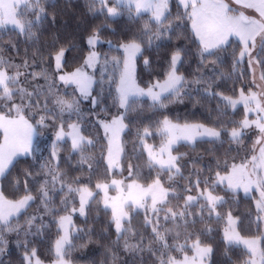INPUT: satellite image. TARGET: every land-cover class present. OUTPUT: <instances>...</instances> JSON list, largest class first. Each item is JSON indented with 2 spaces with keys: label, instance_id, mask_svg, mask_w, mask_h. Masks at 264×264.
Here are the masks:
<instances>
[{
  "label": "trees",
  "instance_id": "obj_1",
  "mask_svg": "<svg viewBox=\"0 0 264 264\" xmlns=\"http://www.w3.org/2000/svg\"><path fill=\"white\" fill-rule=\"evenodd\" d=\"M40 7L44 12L40 14L39 20L33 13L25 17L34 22L30 32L21 33L12 26L0 28V59L5 61V66L11 65L9 71L18 70L24 74L28 86L23 88L36 92L31 99L32 107L26 109L31 115L30 123L36 127L34 148L26 156L15 157L0 176V192L7 199L18 200L30 194L33 200L9 218L10 231L6 228L0 232V264H27L25 254L31 255L33 249L41 263L55 260L54 244L61 235L59 218L66 214L72 215L73 232L65 256L74 264H157L160 262L156 256L160 241L153 234V225L147 221L146 212L132 210L128 220L123 223V234L118 235L111 209L105 207L100 199V191L96 189L97 182L107 183L112 179H135L146 185L157 175H160L165 187L171 186L168 198L171 203L176 199L180 203L186 194L195 193L197 181L199 187H207L216 196L222 197L223 202L216 205L214 212L210 213L204 207L201 215V206L197 203L186 210L191 215L181 224V230H185L183 237L186 241L199 239L201 245L212 248L208 264L245 263L250 253L240 245L225 242L222 229L231 213L240 234H261L262 220L257 222L260 216L255 205L257 196L255 193L245 195L240 190L232 191L218 184L212 185L217 172H227L233 163L242 161L251 150L248 132L242 131L243 135L238 140L230 136L231 130L239 127L245 117L243 106L233 108L222 99L237 97L242 88L244 92L253 88L248 59L245 57L234 66L242 47L240 42L230 39L224 50H213L215 55L205 54L201 57V46L194 37L190 21L186 17L177 19L184 14V8L177 0H169V15L161 26L168 28L172 25V30L159 39L156 38L157 25L154 22L149 24L151 31L148 35H144V26L152 19L150 13L137 16L132 9L129 11V8L121 7V11L111 17L100 0H95V3L93 0H40ZM94 30L98 32L99 38L94 49L102 57L120 59L121 43L132 37L143 41L142 54L135 58L134 74L137 84L142 87L165 78L172 53L180 50L183 62L178 65V74L186 81L180 93L168 95L163 100V106L153 104L148 98H132L126 109L119 108L118 102L114 103L117 81L114 79L109 83V77L115 78V74H105L101 87V77L95 69L91 71L95 82L90 98L83 99L76 87L73 84L65 85L59 80L58 74L73 71L94 50L87 43ZM150 36L151 46L148 43ZM62 47L68 51L62 60V69L57 72L54 57ZM217 56L220 60L213 64ZM260 58L264 59V54ZM145 59L149 61L148 65H145ZM257 66L264 73V66ZM42 72L48 76L47 82L43 75L33 76L34 73ZM57 96L77 99L79 117L76 114L70 116L67 112L61 115L53 104ZM91 97L97 100L95 107ZM14 101L21 103L19 95L14 97ZM46 101L51 113L44 111ZM37 104L39 107H36ZM121 113L124 114L125 125L121 133L123 151L119 168L110 172L105 158L107 140L99 121ZM41 116L46 117V127L36 123ZM165 118L177 123H198L221 132L218 138L203 137L191 142H178L172 151L179 157L176 163L180 172L173 175L172 180H169L170 173L167 170L161 171L157 166H150L144 149L145 143L162 142L164 135L160 134V128ZM61 120L64 129L69 124L78 123L81 134L94 140L95 146H85L83 153L73 152L72 140L65 137L57 142V156L53 158L46 143L56 134ZM145 129L149 135L142 141L140 137ZM82 154L89 157L83 164L80 163ZM130 164L134 170L132 177H129ZM49 167L62 173L63 184L59 181L54 186L51 184V177H46ZM46 178L49 180L50 192L47 206L42 203L40 195L41 185ZM69 186H87L95 193L86 204L83 216L73 212L74 208L79 207L80 201L78 192L68 191ZM167 239L170 241L169 235ZM126 244L128 247H125ZM260 250H264V241L260 242ZM32 264H35V258Z\"/></svg>",
  "mask_w": 264,
  "mask_h": 264
},
{
  "label": "snow or ice",
  "instance_id": "obj_2",
  "mask_svg": "<svg viewBox=\"0 0 264 264\" xmlns=\"http://www.w3.org/2000/svg\"><path fill=\"white\" fill-rule=\"evenodd\" d=\"M95 3V0H93ZM102 7H107V0H100ZM127 3L129 11L134 7L136 15L139 16L143 13H151V21L144 26V35H148L151 31L149 24L155 23L157 25L156 38L163 36L165 33H169L172 30V25L168 28L161 27L164 20L168 18L169 12V0H117L118 5ZM235 3L242 8L254 9L259 14V19L245 15L242 11L239 14H234L237 10L230 7L224 0H179V5L184 8L183 16L177 17V19H183L186 17L191 21V29L196 39L201 46L200 55L203 57L205 54L212 56L215 55L213 50H224V46L229 40V37L236 36L239 38L241 44V50L239 57L234 62V66L239 64L243 60L245 55L249 57V67L254 68L255 65L264 66V59H261V54H264V0H235ZM109 16L117 15V11L113 7L107 8ZM44 12V9L40 7V0H0V28L11 25L14 29H18L21 33L30 32L34 22L30 19H26L28 13L36 15L37 20L40 19V14ZM178 26V25H177ZM99 42L98 32L94 30L93 34L88 37L87 43L90 48L94 49ZM149 46L152 44V37L148 40ZM111 44V42H109ZM142 40H138L136 37H132L120 44V49L124 53L123 57V69L119 72V81L116 87V98L114 103L118 102L119 108L126 109L131 97H139L147 95L153 101V104H160L163 106V100L167 99L168 95L180 93L181 88L186 83L184 77L178 74V65L183 62L180 50L174 51L170 58V67L166 73L163 82L157 81L155 84L150 85L147 91L137 86L135 80V58L138 54H142ZM66 48H60L55 54L56 70L60 72L62 69V60L65 56ZM99 55L96 51H90L84 58L83 63L76 67L72 72H67L59 75V80L65 85L74 84L79 91L81 97L85 100L90 98L91 88L94 81V77L87 71L89 68H96L99 62ZM220 57L217 56L216 60L212 61L213 64L219 62ZM111 62L116 69L120 68V59L113 57L111 61L105 57V66ZM203 62V61H202ZM145 65L149 64V61L145 59ZM27 62H25V67ZM11 65L5 66V61L0 59V132L3 134V139L0 141V176L5 173V170L13 163V160L18 155H28L31 151L32 139L36 135V127L30 123L31 115L26 112V109L31 108V99L36 92H29L23 87H17L19 85V77L23 73L17 70L15 75H10L8 68ZM18 68V66H17ZM43 75L46 82L48 76L45 73H34L36 76ZM104 72H101V87H103ZM114 78L109 77V83H112ZM259 80L262 83H257L255 75H253L252 84L260 89L259 92L252 91L251 88L245 94L243 88L240 90L239 98L233 99L232 97H222L227 104L233 108L237 104L242 103L245 109V118L240 122L239 127H234L230 136L233 140H238L242 135V129L250 128L253 125L259 130L261 134L255 145L259 146L258 155L256 153V146L253 147V155L240 164L233 163L231 169L226 172L225 175H221L220 172L216 173V184H223L227 182L229 190L235 191L239 188H243L245 193L255 186L259 192L260 199L257 201L256 207L258 212L264 211V73H261ZM199 83V80L196 81ZM51 90V84H49ZM167 94V95H166ZM19 95L20 104L15 103L14 97ZM28 103L25 104L24 101ZM92 104L95 107L97 100L95 97H91ZM53 104L59 109L61 115L67 112L70 116L76 114L79 117L80 107L77 99H64L57 96L53 100ZM36 107H39L37 104ZM44 111L51 113L48 109L47 101L45 102ZM7 109V110H5ZM254 113L256 115L255 120H250L249 114ZM54 118V115H53ZM124 114L113 116L111 121H99L100 126L104 129L105 139L107 140V166L111 172L113 169L119 166L120 157L123 149L120 146V133L124 130ZM37 125L40 127H46V117L41 116ZM68 131H64L63 120L59 129L56 132V138L53 141L52 157L57 156V142L63 140L65 136H70L72 139L73 152H84L85 146L94 147L95 141L87 139L81 135V129L78 123H72L68 125ZM160 134L168 137L166 144H162L159 149V154L155 152L154 148L145 144L144 149L148 153L150 166H159L161 171L167 170L169 180L173 179V175L179 174L180 169L177 167V161L179 157L170 154L171 145L177 140L184 139L189 142L194 140L198 136H206L211 138H218L221 132L215 128L206 127L202 124H185L183 126L173 124L170 120L165 118L161 122ZM149 135L147 129H145L143 139ZM165 153H168L167 159H164ZM159 156V158H158ZM89 160V157L81 155L80 163L83 164ZM89 169L92 165L89 163ZM173 169L175 172L173 173ZM133 167L129 165V177L133 176ZM30 175V173H29ZM51 177V184L54 186L58 181L63 184L62 173L49 167L46 171V177ZM207 183V180L205 181ZM49 180L46 178L40 188V195L42 203L47 206L50 200V192L48 189ZM191 184V182H190ZM110 186H114L120 193L116 197L108 196V189ZM197 188H199V181H197ZM27 190V183L25 184ZM96 189L104 193L105 207H111L112 219L115 223V229L118 235L123 234L122 221L129 216V212L126 211V206L135 208H143L146 212L149 210L148 199L151 200V213L156 216V222L153 226V234L158 241H165V234L160 231L159 213L164 212V220L167 221L171 218L173 221L185 220L191 215L186 209L193 206L200 197H193L191 195L185 198V204L179 211L172 208L165 209L170 192L171 186L165 187L162 183L160 175H157L146 187L138 183L135 179H132L125 185L123 180L112 179L111 185L107 183L97 182ZM62 190V189H61ZM189 191L191 188L189 187ZM69 192H78L80 194V207L79 212L83 216L85 214V205L89 203L90 198H93L95 193L87 186L80 188H72L69 186ZM200 196L206 199L207 204L202 206L200 214H203L204 207H207L209 212L216 210V205L223 202L222 197L214 196L211 192L205 188ZM33 200L32 195L27 194L21 197L19 200L12 201L7 199L2 192H0V232L9 228L10 217L16 215L21 209L29 205V202ZM111 201V204H109ZM66 203V201H62ZM73 211H76L74 208ZM34 219V218H33ZM259 217L257 222L259 223ZM151 222V221H148ZM32 220H29V224ZM236 221L232 218L231 213L228 214L229 227L224 230V239L228 244L243 243L248 252L251 254V258L245 262V264H264V250L258 249V244L264 241V235H261L252 239H241L239 234L236 233L235 225ZM71 224V216H61L59 218L60 229L64 234L55 241L54 254L57 257L54 264H65L64 249L68 244V227ZM168 248L166 242L163 245ZM125 247H128L126 244ZM193 255L186 254V248L181 245L177 248V251L185 252L182 259H178L169 255L165 261L163 258L160 260V264H204L206 258L212 252V248L202 247L199 239L192 244ZM259 254V261L256 257ZM164 253L161 254L163 257ZM35 258V264H41V261L36 256V250L33 249L31 255L25 254V261L27 264H32Z\"/></svg>",
  "mask_w": 264,
  "mask_h": 264
},
{
  "label": "rangeland",
  "instance_id": "obj_3",
  "mask_svg": "<svg viewBox=\"0 0 264 264\" xmlns=\"http://www.w3.org/2000/svg\"><path fill=\"white\" fill-rule=\"evenodd\" d=\"M177 2L179 3V0H177ZM224 2H225V3H228V4L230 5L231 8L237 10L234 14H239V12L242 11V12H243L245 15H247V16H250V17H253V18L259 19V14H258L254 9L242 8L240 5H238V4L235 3V0H224ZM108 7H113V8H115L116 11H117V13H119V12L121 11V7L128 8L127 3H125V4H123V5H118V4H117V0H107V7H105L106 10H107ZM132 10L134 11V13H136V10H135L134 7L132 8ZM107 12H108V11H107ZM108 15H109V14H108ZM150 15H151V13H150ZM115 16H116V15H115ZM111 17H114V16H111ZM8 26H11V25H8ZM190 26H191V21H190ZM194 37H195V35H194ZM195 39H196V37H195ZM230 39H236V40L239 41V38L236 37V36H231V37H229V40H230ZM196 40H197V39H196ZM229 40H228V41H229ZM197 41H198V40H197ZM198 42H199V41H198ZM120 50H121V49H120ZM92 51H93V50H92ZM94 51H96V52L98 53L99 57H100L99 62H98V64L96 65V68H95V69H97L98 72H99V77H101V72H102V71L104 72V75H105V74H109V75H113V74H115V78H114V79H115V80L117 81V83H118V81H119V72H120V70L123 69V57H124V53H123V51L121 50V51H122V57L120 58V68H119V69H116L115 66H114L111 62H109V63L107 64V66H105V57L100 56V52H98L96 49H94ZM113 57H114V56H109V57H107V59H108L109 61H111ZM245 57L248 59V62H249V57H248L247 55H245ZM245 57H244V58H245ZM54 61H55V59H54ZM55 65H56V62H55ZM95 69H93V68H89V69H87V71H88V73H89L90 75H92L91 71H92V70H95ZM250 71H251V75H252V80H253V75H255L256 82H257L258 84H259V83H262V82L259 80V77H260V75H261V72H260L258 66L255 65L254 68H250ZM8 72H9L10 75H15L17 71H9V70H8ZM71 72H72V71H71ZM60 74H63V72H60V73L58 74V76H59ZM92 76H93V75H92ZM23 77H24V74L21 75V76L19 77V81H20V83H19V85H17V87H25L26 85L28 86V81L26 80L25 77H24L25 79L23 80ZM93 77H94V76H93ZM94 79H95V78H94ZM99 79H100V78H99ZM164 79H165V78H163V79H161V80H155V81H153L151 84H149V85L146 86V87L139 86V85L137 84V82H136V84H137V86H138L139 88L144 89L145 92H146L150 85L155 84L157 81L163 82ZM73 85H74V84H73ZM74 86L76 87V85H74ZM116 86H117V84H116ZM251 90H252V91H255V92H259V91H260V89L257 88L255 85H253V88H251ZM77 91H78V90H77ZM78 92H79V91H78ZM245 94H247V92H245ZM132 98H148L149 100H151L150 97H148L147 95L139 96V97H131L130 99H132ZM238 98H239V95H238L237 97L233 98V99H238ZM130 99H129V100H130ZM151 101H152V100H151ZM237 105H242L243 108H244V105H243L242 103L237 104ZM237 105H236V106H237ZM244 111H245V109H244ZM117 115H120V114H116L115 116H117ZM112 118H113V117H112ZM112 118H110V119H108V120L106 119V120H103V121H111ZM244 118H245V117H244ZM248 118H249L250 120H255V119H256V115H255L254 113H250ZM243 120H244V119H243ZM170 121H171V120H170ZM171 122H172L173 124H177V125H180V126H183V125H185V124H198V123H177V122H174V121H171ZM160 129H161V128H160ZM68 130H69L68 128H67V129H64L65 132H67ZM103 130H104V129H103ZM242 131H246V132H248L249 135H250V137H251V147H250L251 150H250L249 154L246 156V157L250 158V157L253 155V147H254V145H255V142H256L257 138H258L261 134L259 133V130H258L254 125H253L252 127H250V128L242 129ZM121 133H122V132H121ZM121 133H120V137H119V139H120V146H121ZM81 135H82V134H81ZM65 137L71 139L70 136H65ZM65 137H64V138H65ZM203 137H206V136H198V137H196L195 139H197V138H203ZM55 138H56V135L52 136V138H50V140H49V143H48V142L46 143L47 146H48V151H49V153H51V154H52V152H53V147H52L51 144L53 143V141L55 140ZM209 138H211V137H209ZM2 139H3V134H2V132H0V141H2ZM34 139H35V136H33V139H32L31 150L34 148ZM167 139H168V137L164 135L163 140H162V142H161L160 144H151V143H145V144L152 146V147L154 148L155 152H156L157 155H158V154H159V149H160L161 145H162V144H166ZM195 139H194V140H195ZM71 140H72V139H71ZM182 141H187V140L180 139V140H177L174 144L171 145V148H170V154H171V155H173V156H177V155L172 151V148H173L178 142H182ZM192 141H193V140H192ZM49 144H50L51 146H50ZM145 144H144V145H145ZM255 146H256V153H255V154L258 155V149H259V146H258V145H255ZM145 151H146V150H145ZM30 152H31V151H30ZM146 154H147V157H148V153H147V151H146ZM106 155H107V152H106ZM167 155H168V153H165V155H164V159H167ZM246 157H244V159H243L242 161H244ZM148 158H149V157H148ZM158 158H159V156H158ZM106 161H107V160H106ZM242 161H240V162H236V164H240ZM157 167H159V166L157 165ZM116 168H119V166L116 167ZM230 169H231V167H230ZM230 169H229V170H230ZM173 171H174V169H173ZM220 174H221V175H225L226 172H223V173H220ZM216 179H217V177L215 176L214 179H213L212 185H213L214 181H216ZM117 180H118V179H117ZM130 181H131V180H124L125 185H126L127 183H129ZM150 183H151V182H150ZM107 184L111 185V180L108 181ZM147 185H148V184H146V185H144V186L146 187ZM216 185H217V184H216ZM218 185H221V186H223V187H225V188H228V186H227V182H226V181H225L223 184H218ZM205 188H207V187H205ZM205 188H201V187H199L195 193H193V194H189V195H191V196H193V197H200V198L198 199V201L195 202L194 204L197 203V204H199L201 207H202V206H205V205L207 204L206 199H204L203 197L200 196V193H201ZM207 189H208V188H207ZM208 190H209V189H208ZM237 190H240V191H241L243 194H245V195H252L253 193H255L256 196H257L256 201H255V205L257 204V201L260 199L259 192L256 190L255 186H253V187L249 190L248 193H245L244 190H243V188H239V189H237ZM209 191H210V190H209ZM210 192H211L212 195L216 196L212 191H210ZM119 194H120V193L117 191V189H116L114 186H110V187H109V189H108V196H109V197H116V196H118ZM189 195L186 194V195L184 196V198H182V202H180V203H178V200H177V199L174 200V202H172V203L168 200V201H167V204L165 205V209L167 210L168 208H172V209H174V210L179 211L180 209L183 208V205L185 204V198H186L187 196H189ZM78 198H79V201H80V194H79V193H78ZM100 199H101V201H102L103 204H104V193H103L102 191H100ZM18 200H19V199H18ZM12 201H16V200H12ZM109 204H111V201H109ZM194 204H193V205H194ZM104 205H105V204H104ZM148 205H149V210H148L147 212H146L143 208H139L138 210H142V211L146 212V214L148 215V216L146 215L147 221H151L150 223H152V225L154 226V224H155V222H156V216H154V215L151 213V200H150V198L148 199ZM85 206H86V205H85ZM79 207H80V205H79ZM79 207L76 209V211H73V212L80 213V212H79ZM109 208L111 209L110 206H109ZM256 208H257V207H256ZM135 209H137V208H135L134 206H132V207H128V206H126V209H125V210L128 211V212H129V215H130V213L132 212V210H135ZM21 210H22V209H21ZM21 210H20V211H21ZM186 210H187V209H186ZM204 210H205V208H204ZM111 212H112V209H111ZM164 214H165V213H164L163 211L159 213L160 231H161L162 233L165 234V241H163V242L160 241V242L158 243V245H157V247L159 248V251H158V253L156 254V256L159 257V261H160L161 258H163V259L166 261V260H167V257H168L169 255L174 256V257H176V258H178V259H182L183 256L185 255V252L177 251V250H176V249L179 248L181 245H184V246H185V248H186V254L189 255V256H192V255H193V249H192L191 246H192V244H193L196 240H189V241H186V239L183 237V235H184V233H185V230H181V227H182L181 224H182V222H184V221H183L182 219H181V220H177V221H173L171 218H169V220L165 221V220H164ZM63 216H71V220H72V215H70V214H66V215H63ZM259 216H260V219L262 220V231H261V234H259V235H256V236H244V235H242V234H240V233L238 232V230H237V228H236V223H235V225H233V227L235 228L236 233L239 234V236H240L241 239H252V238H256V237H259V236H261V235H264V211H260V212H259ZM129 217H130V216H128L127 218H125V219L122 221V228L124 227V225H123L124 221H125V220H128ZM232 218L234 219L233 216H232ZM234 220H235V219H234ZM235 221H236V220H235ZM67 227H68V240H69L68 244H69L70 241H71L70 238H71V235H72L73 229L71 228V224H70V225H67ZM228 227H229V225H228V217H227V218H226V223H225V225L223 226V229H222L223 237H224V230H225L226 228H228ZM63 234H64V232H63V230L61 229V235H60V236H62ZM168 235H169V237H170V241H168V239H167V236H168ZM59 238H60V237H59ZM59 238H58V239H59ZM165 242H166V244L168 245V248H165V247L163 246ZM225 242H226V241H225ZM233 243L242 246V247L245 248L246 251L248 252L247 247H246L243 243H236V242H233ZM68 244L65 245V249H64V259H65V264H74V262H72L71 259H69L67 256H65L66 253H67V249H66V248H67ZM201 246H202V247H207V246H203V245H201ZM160 247H161V248H160ZM173 249H174V250H173ZM258 249L260 250V243L258 244ZM162 253H164L163 257L161 256ZM248 253H249V252H248ZM250 258H251V254L249 255L247 261H248ZM56 259H57V257H56ZM56 259H55V260H52V261L49 262V263H41V264H54V261H56ZM256 259H257V261H259V254L257 255ZM157 264H160V262H158ZM204 264H208V257L206 258ZM243 264H245V263H243Z\"/></svg>",
  "mask_w": 264,
  "mask_h": 264
}]
</instances>
